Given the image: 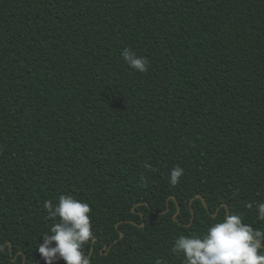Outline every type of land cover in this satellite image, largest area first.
<instances>
[{
	"label": "trees",
	"instance_id": "trees-1",
	"mask_svg": "<svg viewBox=\"0 0 264 264\" xmlns=\"http://www.w3.org/2000/svg\"><path fill=\"white\" fill-rule=\"evenodd\" d=\"M61 195L91 264H184L225 213L264 231V0H0V264H45Z\"/></svg>",
	"mask_w": 264,
	"mask_h": 264
},
{
	"label": "clouds",
	"instance_id": "clouds-1",
	"mask_svg": "<svg viewBox=\"0 0 264 264\" xmlns=\"http://www.w3.org/2000/svg\"><path fill=\"white\" fill-rule=\"evenodd\" d=\"M121 57L134 71L143 74L149 70L147 57L138 55L131 48L123 49ZM183 173L182 167H173L170 184L177 185ZM247 207L251 208L252 204ZM43 208L48 218L56 221L50 234L43 235V242L37 249L45 264H54L59 259L65 264H91L84 252V246L94 239L89 204L70 195H61L56 203L44 201ZM256 208L258 220L264 221V203L257 204ZM242 219L239 213H225L203 233L180 235L172 250L182 254L184 264H264V231L254 229ZM155 264L163 262L158 259Z\"/></svg>",
	"mask_w": 264,
	"mask_h": 264
},
{
	"label": "water",
	"instance_id": "water-1",
	"mask_svg": "<svg viewBox=\"0 0 264 264\" xmlns=\"http://www.w3.org/2000/svg\"><path fill=\"white\" fill-rule=\"evenodd\" d=\"M198 197L202 198V196H200V195H198ZM202 199H203V198H202ZM213 216H214V214H213Z\"/></svg>",
	"mask_w": 264,
	"mask_h": 264
}]
</instances>
